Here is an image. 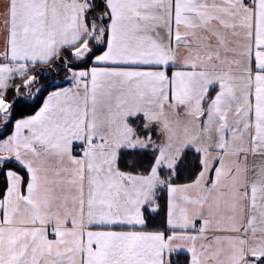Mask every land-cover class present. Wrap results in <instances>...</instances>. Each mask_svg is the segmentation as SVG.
Instances as JSON below:
<instances>
[{
    "label": "snow or ice",
    "instance_id": "obj_1",
    "mask_svg": "<svg viewBox=\"0 0 264 264\" xmlns=\"http://www.w3.org/2000/svg\"><path fill=\"white\" fill-rule=\"evenodd\" d=\"M0 136V264H264V0H0Z\"/></svg>",
    "mask_w": 264,
    "mask_h": 264
},
{
    "label": "trees",
    "instance_id": "obj_2",
    "mask_svg": "<svg viewBox=\"0 0 264 264\" xmlns=\"http://www.w3.org/2000/svg\"><path fill=\"white\" fill-rule=\"evenodd\" d=\"M99 54V53H98ZM90 66V65H89ZM44 67V66H41ZM53 80L56 81V83L60 84L61 86H65L66 82L64 81V73H60L59 75H56L55 72H52L48 76L44 77L40 81V85L38 86H45L47 87ZM19 82V81H17ZM52 88H48V91H52ZM44 95H47V92L44 93ZM9 99H11V93H9ZM34 109L32 110H23L18 115L17 118H20L21 116H27L31 115ZM11 129H9L10 134ZM3 138L0 136V139ZM136 157H127L124 161L125 164H129L130 162L136 160ZM144 167H147V162H144ZM194 160L191 153L188 155V162L182 166L180 169V175L179 178L175 181L177 184H183L189 182L191 179V176L194 174ZM137 167H140L138 164ZM160 200H159V209L155 213L146 212V218L148 221V230H152L155 227H158L162 224V222L165 219L166 213H167V203H168V196L167 192L163 191L160 194ZM176 259H179L180 264H186L187 256L186 255H180L179 257H176Z\"/></svg>",
    "mask_w": 264,
    "mask_h": 264
},
{
    "label": "rangeland",
    "instance_id": "obj_3",
    "mask_svg": "<svg viewBox=\"0 0 264 264\" xmlns=\"http://www.w3.org/2000/svg\"><path fill=\"white\" fill-rule=\"evenodd\" d=\"M169 118L172 121L173 126L175 127L176 126V118L171 116V115H169ZM177 132H178V134L182 135L183 134V128L182 127H178L177 128Z\"/></svg>",
    "mask_w": 264,
    "mask_h": 264
},
{
    "label": "crops",
    "instance_id": "obj_4",
    "mask_svg": "<svg viewBox=\"0 0 264 264\" xmlns=\"http://www.w3.org/2000/svg\"><path fill=\"white\" fill-rule=\"evenodd\" d=\"M174 70V69H173ZM65 86H67V84L65 85ZM4 138V137H3ZM3 138H1V139H3ZM249 163L251 164L252 163V157L250 156L249 157ZM150 212V211H149ZM150 213H155V212H150ZM174 259H176V257H173Z\"/></svg>",
    "mask_w": 264,
    "mask_h": 264
}]
</instances>
